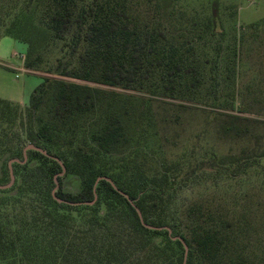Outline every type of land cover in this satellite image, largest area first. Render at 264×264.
<instances>
[{"label":"trees","instance_id":"obj_1","mask_svg":"<svg viewBox=\"0 0 264 264\" xmlns=\"http://www.w3.org/2000/svg\"><path fill=\"white\" fill-rule=\"evenodd\" d=\"M10 1L12 5L0 8V34L26 44L25 68L40 67L44 56L55 50L56 73L122 89H140L148 80L153 85L162 65L171 67V79L179 74L180 65L164 60L165 49L156 43L163 34L155 35L148 22L135 20V0ZM51 82L44 79L30 96L25 135L28 144L62 161L65 173L57 177L55 194L77 204L52 196L54 176L61 171L58 161L36 150H27L24 161L21 147L14 155L20 161L11 164L12 186L0 188V264H183L184 259L185 264L262 263L249 259V253L234 256L235 225L221 218L222 213L216 218V212L193 204L181 208L188 223L178 215L171 221L167 211L175 173L149 174L137 158L114 157L125 145L118 117L108 119L88 141L56 142L57 131L70 130L77 118L102 104L104 92L64 80L52 87ZM51 87L52 119L35 128L33 115ZM17 110L0 99V153L5 146L3 122L14 123ZM222 116L228 124L221 128L246 135L247 126L237 131L238 116ZM201 167L198 163L193 172ZM8 172L6 168L7 178ZM102 176L117 189L105 179L97 181ZM66 178L73 179L69 189L63 185ZM177 236L187 245L186 254L183 243L173 238Z\"/></svg>","mask_w":264,"mask_h":264},{"label":"rangeland","instance_id":"obj_2","mask_svg":"<svg viewBox=\"0 0 264 264\" xmlns=\"http://www.w3.org/2000/svg\"><path fill=\"white\" fill-rule=\"evenodd\" d=\"M135 2L137 23L146 21L155 35L162 33L156 43L165 49L164 60L180 65L173 79L171 67L162 65L153 85L148 80L140 89L78 80L54 71L55 50L40 67L25 68L26 44L0 34V99L18 107L15 122H3L0 185L9 182V161H20L14 155L28 145L26 108L32 92L44 79H51L52 87L59 80L86 85L104 92L102 104L77 118L70 130L57 131L55 141H88L108 119L118 117L125 145L114 157L137 158L149 174L175 173L167 211L171 221L178 215L188 223L181 208L193 204L216 212V218L222 213L235 225L234 256L249 253V259L264 264V0ZM8 3L0 0V8ZM52 87L33 115L35 128L52 119ZM221 114L238 116L237 131L247 126L246 135L221 128L228 124ZM198 163L202 167L194 173ZM73 184L64 179V188Z\"/></svg>","mask_w":264,"mask_h":264},{"label":"water","instance_id":"obj_3","mask_svg":"<svg viewBox=\"0 0 264 264\" xmlns=\"http://www.w3.org/2000/svg\"><path fill=\"white\" fill-rule=\"evenodd\" d=\"M27 150H36V151H39L40 153H42V154H44V155H46V156H48V157H51V158H53V159H55V160L58 161V163L60 164V167H61V171H60L58 174H56V175L54 176L55 187H54L53 190H52V196H53V198H54L55 200H57L58 202H66V203H70V204H77V203H72V202H67V201H65V200H62L61 198L57 197L56 194H55V192H56V190H57V188H58V186H59V182H58V180H57V177H58V176H62V175L65 173V166H64V164L62 163V161L59 160L57 157L48 154L44 149H42V148H40V147H38V146H36V145H34V144H28L27 146L24 147V149H23V157H24V161L27 159V155H26V151H27ZM14 161H18V160H17V159H11V160L9 161V164H8V166H9V182H8L6 185H0V188H9V187L12 186L15 177H14V174H13V170H12L11 164H12V162H14ZM100 179H105V180H107L108 182L111 183V185H112L115 189H117V187L114 185V183L111 181L110 178L102 176V177H98V178H97V181L100 180ZM118 191H119L120 193H122L125 197H127V195H126L125 193H123V192L120 191V190H118ZM96 197H97L96 194H94V199H93L91 202H89V203H90V204L94 203V201L96 200ZM130 202L132 203L131 200H130ZM136 211H137V213H138V215H139V217H140L141 222L143 223L142 218H141V214H140V212H139V210H138L137 208H136ZM144 225H146V224H144ZM146 226L149 227V228H157V227L148 226V225H146ZM159 228H161V227H159ZM162 228L167 229L168 232L171 233V230H170L168 227H162ZM173 238H174V239H179V240L183 243L184 248H185V254H186V252H187V245L185 244V242H184L180 237H178V236H177V237H173ZM183 264H185V259H184Z\"/></svg>","mask_w":264,"mask_h":264},{"label":"built area","instance_id":"obj_4","mask_svg":"<svg viewBox=\"0 0 264 264\" xmlns=\"http://www.w3.org/2000/svg\"><path fill=\"white\" fill-rule=\"evenodd\" d=\"M254 1V0H253Z\"/></svg>","mask_w":264,"mask_h":264}]
</instances>
